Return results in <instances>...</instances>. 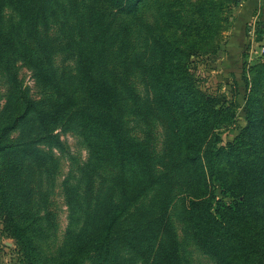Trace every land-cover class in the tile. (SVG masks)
<instances>
[{
	"label": "rangeland",
	"instance_id": "1",
	"mask_svg": "<svg viewBox=\"0 0 264 264\" xmlns=\"http://www.w3.org/2000/svg\"><path fill=\"white\" fill-rule=\"evenodd\" d=\"M246 1L137 0L127 17L105 4L88 13L84 0H0V137L17 126L6 138L26 146L3 171L0 264H99L80 242L94 206H130L102 264H171L172 254L217 264L186 212L233 202L231 184L264 220V0ZM92 18L110 25L100 41ZM166 78L182 83L196 118L171 104ZM193 150L209 159L193 165Z\"/></svg>",
	"mask_w": 264,
	"mask_h": 264
},
{
	"label": "trees",
	"instance_id": "2",
	"mask_svg": "<svg viewBox=\"0 0 264 264\" xmlns=\"http://www.w3.org/2000/svg\"><path fill=\"white\" fill-rule=\"evenodd\" d=\"M83 3L89 4L87 8L88 13L93 12L102 4L107 5L112 10L114 9L116 15L132 17L138 12L137 0H91L89 2L84 0ZM95 4L101 5L96 7L94 6ZM95 24L97 25L95 26ZM109 26L104 29L103 19L96 22L94 18H92L91 22H89L91 36L99 41L104 39L105 31ZM95 43L97 42L95 41L94 44ZM96 47L94 46V48ZM110 54L109 51L106 52L107 61L110 59ZM179 79L184 80L182 78ZM110 80L111 78L102 82V89L104 92H110ZM162 90L176 109H184L187 115L192 114L196 118L197 114L193 113L194 106H192V101L179 80L164 79L162 82ZM14 99L15 97L13 100ZM21 99L23 107L27 109V112L34 110L36 106L31 100L27 99L25 96ZM110 103L111 99L105 100V104L110 105ZM43 116L45 117L46 114L44 113ZM46 120H49V117H46ZM18 122L19 121L15 119L12 125ZM199 122L198 119H195L193 125ZM39 125L42 133H48V125L45 121ZM15 129H17V126H14V128L10 126L4 128L0 137V194L7 189L5 188V180L8 175L5 176L3 171L6 170V168L7 172L17 169V165H15L16 162L8 160V156L14 155L12 151L21 153V147H26L25 145L13 146L9 142L10 140L6 138V136ZM193 145L196 146V143H193ZM1 155H4L2 159ZM187 155L190 156L189 159L193 165L194 163L197 165L198 161L202 163L205 158L209 159L208 154L205 157V152L195 153V150L188 151ZM242 184L243 183L237 184L238 187H234V184L225 186L224 198H226V195H229L228 197L231 196L234 201L228 204L224 200H219L216 210L213 213L210 209L205 208V201L192 202L191 207L186 212V219L193 232L194 239L206 254L216 260L217 264H264V220L260 221V219L257 218V214L260 213L256 210L258 205L250 203L252 202L248 199L250 193L242 187ZM254 186L257 195L260 184L255 183ZM23 195H25V193H23ZM241 197H243V200L240 201ZM23 201L26 202V200ZM129 207L128 205H124L123 207L114 206L108 211H104L103 208L98 211V207L94 206V208L90 210V214L86 213L87 216L89 215L88 219L91 217V221L86 223L87 227L84 226L80 230V233L83 235L85 234L89 242H87V239L81 240L80 242L83 243L81 248H85L87 245L88 248H94L95 259L97 258V260H99V264H102L101 248H103L105 243L110 242L112 231L120 219L125 215ZM103 215L106 217V222L105 220L103 221ZM84 223L83 220V224ZM90 223H93L91 230L88 228ZM11 232L18 239L23 237V235H21L22 230L17 226H13ZM113 240L114 238L112 235V241ZM132 248H134V246ZM171 264H178L174 254H172Z\"/></svg>",
	"mask_w": 264,
	"mask_h": 264
},
{
	"label": "crops",
	"instance_id": "3",
	"mask_svg": "<svg viewBox=\"0 0 264 264\" xmlns=\"http://www.w3.org/2000/svg\"><path fill=\"white\" fill-rule=\"evenodd\" d=\"M246 3H248V6L250 7L251 5H253L254 7L256 5H258L259 2H257V0H247ZM250 19H253V15L247 13L245 17H243V21H249Z\"/></svg>",
	"mask_w": 264,
	"mask_h": 264
}]
</instances>
